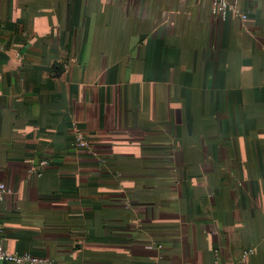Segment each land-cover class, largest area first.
<instances>
[{"label":"crops","instance_id":"crops-1","mask_svg":"<svg viewBox=\"0 0 264 264\" xmlns=\"http://www.w3.org/2000/svg\"><path fill=\"white\" fill-rule=\"evenodd\" d=\"M226 1L0 0L6 250L264 264V0Z\"/></svg>","mask_w":264,"mask_h":264},{"label":"built area","instance_id":"built-area-1","mask_svg":"<svg viewBox=\"0 0 264 264\" xmlns=\"http://www.w3.org/2000/svg\"><path fill=\"white\" fill-rule=\"evenodd\" d=\"M215 5L222 11L224 16H227L228 13H235L237 16L246 19L248 17L247 13H243L236 9L234 5H231L226 0H215ZM2 95L1 90V75H0V96ZM74 146L76 149L84 150L91 153L94 156L97 154L93 151L90 142L86 138L83 130L79 127L75 128L74 133ZM101 162H104L100 159ZM47 163H41V167L45 166ZM10 193L8 187L5 183L0 181V218H1V210L4 204V201L7 195ZM0 261L10 262L14 264H48V260L39 259L30 254H13L5 249L2 240V224L0 220ZM215 264H221L220 262H216Z\"/></svg>","mask_w":264,"mask_h":264}]
</instances>
